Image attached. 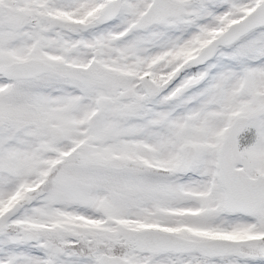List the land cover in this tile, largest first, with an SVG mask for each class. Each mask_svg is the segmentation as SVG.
Segmentation results:
<instances>
[{
    "label": "snow or ice",
    "instance_id": "1",
    "mask_svg": "<svg viewBox=\"0 0 264 264\" xmlns=\"http://www.w3.org/2000/svg\"><path fill=\"white\" fill-rule=\"evenodd\" d=\"M0 264H264V0H0Z\"/></svg>",
    "mask_w": 264,
    "mask_h": 264
}]
</instances>
